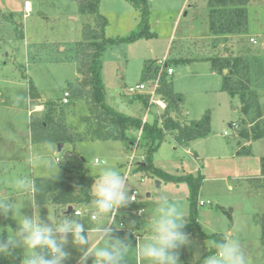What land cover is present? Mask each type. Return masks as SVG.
<instances>
[{
    "label": "rangeland",
    "instance_id": "374dc122",
    "mask_svg": "<svg viewBox=\"0 0 264 264\" xmlns=\"http://www.w3.org/2000/svg\"><path fill=\"white\" fill-rule=\"evenodd\" d=\"M24 1L0 0V96L3 98L10 97L16 101L19 98L18 105H12V107L0 106V129L2 130V138L0 140V192L6 190L7 194L12 196L18 204L23 202L24 207L21 209V213L31 215V204L35 205L31 194L28 192L23 194L14 193L11 184V181L15 178L27 179L26 175L30 170V165L27 163L29 155L26 150L25 155H21L19 157L21 160H19L15 157H9L12 151L2 150V142L7 140L6 130L11 134L18 129H20V132L27 130L31 115H35L34 117L40 115L39 113L46 107L47 102H60L63 91L68 89V84H74L75 81L81 78L76 71V43L82 38L83 27L86 24L95 27L96 23L94 15H82L79 13L78 4L74 0H29L30 7L28 5L25 6ZM254 1L256 2L258 18L264 26V0ZM154 3L162 4V1L155 0ZM169 4V8L172 9L175 1L170 0ZM130 5V3L123 0H101L100 11L103 12L102 14L108 20H111L109 31L111 37L129 35V28H132L134 32L137 31L135 29L136 26H131V19L127 15V9H130ZM175 6L177 8V5ZM164 7L166 6L164 5ZM26 11L29 12L26 13ZM105 12H107V15ZM167 13L168 11L163 9V7L152 13L153 23L154 19H156L155 16L162 18ZM24 14L27 15L24 17ZM168 16H172V12ZM24 27L26 39L23 36ZM154 27V30L162 33L160 26L158 27L156 24ZM166 29L163 32H166ZM160 40L159 37L154 42L157 43ZM146 41V39L141 40L143 45L137 42L131 45H126V43L112 44L113 46L108 47L101 56L104 68L102 77L106 88L105 102L108 105L113 107L114 110L128 115L130 113L143 117L148 113L149 116L146 114L148 121L152 122V118L158 116L155 112V110H158L157 107L153 106L147 111L134 98V94H127L124 85L126 83V87H128L138 82L140 65L139 63L135 64L134 60L140 58L139 54L143 50L144 44L149 43ZM249 41L252 42L253 40L249 39ZM166 48L168 51V46L161 49L159 56L162 57L166 52ZM174 48L175 44H173L167 54L172 55ZM126 51L129 56H132V63L127 62L124 58V55H127ZM215 57H218V54H215ZM262 62V59L250 60V63L247 64L248 80L247 82L246 79L243 80L250 87L251 98L253 100L256 98L255 100L258 101V110L255 106H252L249 115H245L244 119L246 120L244 121L252 119L255 127L260 132L264 129V71ZM259 65L261 73L258 71ZM193 69L184 75L177 65L173 76H169V78L173 79L172 81L169 79L171 83L174 81L173 83L178 91L184 92L186 96L189 107L183 106L182 110L185 112V108H190V114L187 116L184 114V118L187 120L200 118L205 111L210 110L208 108L214 104L216 95L221 93L219 91L205 92L204 90H211L217 84L213 82L211 75L205 72V68L202 69L200 66H195ZM222 72L225 73L226 71L223 70ZM28 79L32 81L35 91H40L41 95L37 92L38 97L31 96ZM259 79H263L262 87H257L256 82ZM117 92L121 93L120 95L118 94V98L113 96ZM221 94L225 96L226 100L224 103L226 105L225 107L214 109L212 116L213 131L208 138L210 142L207 145H202L206 152H213L214 155L218 152L217 154L221 157L212 159L208 156L210 155L209 153H205L206 157L203 160V164L206 165V168L199 170V167H197L195 169L193 168V157L188 155L184 149L175 145L172 142L173 139H170L172 138L170 135H166L168 138L154 153L152 163L155 167L174 175H181L187 172L193 173L194 176L199 172L204 174L205 181L202 188L200 187L201 192L198 196L197 204V221L201 230L207 234L221 232L225 236L230 231L233 236L228 237V239L239 241L241 249L246 256L247 264H264V244L262 243V239H264V176L263 178H249L251 184L248 185L246 174L253 173L256 163L255 158H228L229 155L224 158V154L232 152L237 145L234 141L236 140L235 138L243 136L241 131L246 130L248 132L250 125L243 122L238 110H233L232 107L236 105L235 102H230L226 94ZM41 96L43 98L45 96L46 99ZM235 99L241 106L240 101L237 98ZM40 103L42 106L39 107L42 110L37 112L36 110L39 109L36 104ZM224 103L222 102L223 105ZM132 106L133 109L131 108ZM62 108L64 111V123L69 127L82 128L79 118L87 114L85 100L73 101L71 98ZM179 108H181L180 105H178L177 111L170 113L171 116L179 114L182 111ZM27 111L31 115H27ZM185 119L180 122L184 123ZM231 123L238 125V128L230 126ZM225 131L226 134L224 133ZM8 138H10L9 135ZM242 140L240 139V141ZM49 144L52 143H33L32 145L36 149L43 148L39 156L51 161V167L44 164H41L40 167L37 166L35 173L39 174V176H48L60 172V169L63 171V166L66 165L84 167L89 173L98 177L100 171L108 166L116 167L122 173H126L128 166L130 167L127 174L130 186L129 195L132 190H136L139 194L136 195L135 201H132L126 208L120 209L116 224L123 225V227L117 229L121 234L126 233V231L132 234L130 230L124 228V226H127L133 227V230L138 229V233L142 236L139 243L149 238V226L155 217L153 215L152 218H148L147 215L150 214L149 212H155L156 196L158 194H163L170 200L179 199L184 206L185 225L188 222L190 206L188 185L184 181L178 183L165 182L148 170L136 171L138 163L142 162L144 158L145 151L142 146L138 145V147H135L133 145V147H129L128 142L118 140H96L78 142L75 144L73 151L70 150L69 144L66 143L67 145L61 151L53 152V148ZM245 148L246 146H242L241 150ZM123 149L125 153H122ZM253 149L264 155V139L260 140L258 144L256 143ZM255 154L260 160L261 155ZM13 155H16V153ZM130 155H133L131 163L128 157ZM218 155H215V157ZM95 157L101 160L104 159L105 163L94 164ZM117 160L123 161L121 164L123 167L117 166ZM58 161L60 162L57 164ZM208 168H211L216 173L213 175L209 174ZM223 174L231 176L228 179L229 183L221 181L219 177ZM83 206L85 205L75 206L69 214H73V211L77 209L85 211L77 217L84 218L81 223H84L87 228L95 222L88 216L89 207L82 208ZM38 207L41 218H46L48 214L54 218L58 214L54 204H41ZM142 209H144V212L137 215L136 211H141ZM124 216L131 220L130 223L129 221L128 223L126 222ZM134 220L138 221V227L135 226ZM16 227V222L11 216L0 220V228L15 230ZM112 227L115 232L116 225H112ZM3 235L6 236L7 233L4 232ZM127 240L133 247V251L128 253V264H135L134 248L136 245L133 234L127 237ZM189 241V244L178 250L179 264L183 260L187 264H194L197 257L201 256L205 250V246L213 243L210 239L191 235ZM69 251L70 256L65 261V264H78L79 252L71 248ZM14 255L23 257V249H17ZM10 258H2V260H10Z\"/></svg>",
    "mask_w": 264,
    "mask_h": 264
},
{
    "label": "trees",
    "instance_id": "16d2710c",
    "mask_svg": "<svg viewBox=\"0 0 264 264\" xmlns=\"http://www.w3.org/2000/svg\"><path fill=\"white\" fill-rule=\"evenodd\" d=\"M78 4L80 14H91L95 18V27L86 24L83 27L82 38L76 43V71L81 78L75 83L68 84L70 99L73 101L84 99L87 105V114L80 116V129L69 127L64 123V111L61 102H47L46 107L38 116L29 118V131L32 143H70L94 140L125 141L136 147L144 148V158L138 163L136 171L148 170L165 182L178 183L184 181L188 185L189 215L184 227L186 234L195 237L210 239L213 243L208 250L196 261L195 264H205V260L215 254V242L222 241L225 236L221 232L207 234L203 232L197 221L198 194L203 181V175L191 173L174 175L155 167L152 163L153 155L158 150L166 135H170L178 145H187L190 141L203 138L210 133L209 111L197 120L179 122L171 117L172 111L178 110L181 103V94L174 91L171 81L166 74L159 79L158 94L166 102V109L155 117L152 122H143L140 116H133L118 112L105 102L106 88L101 76V53L107 45L121 42H134L140 38L151 35L147 31L148 5L146 0H125L140 12L137 31L126 37H106L105 26L107 19L99 12V0H74ZM248 0H208L210 16L216 18L211 21L213 34L235 33L247 31V5ZM215 23V24H214ZM250 51V49H248ZM219 55L210 60L211 68L222 75L220 90L227 92L230 97H237L241 103L240 110L243 115H249L252 106L258 107V101L251 98L249 85L243 80H248V66L250 58L245 55ZM254 53H259L256 51ZM252 54V53H250ZM251 60H263L261 54L253 55ZM166 60V64H168ZM175 62H179L176 60ZM156 61L144 62L141 71V80L150 79L156 71ZM262 68L264 71V65ZM223 69L226 72L223 73ZM261 73V67L258 66ZM233 77H235L233 79ZM245 77V78H244ZM257 85L262 84L259 79ZM32 97H38L32 81L28 79ZM134 98L147 109L148 96L134 94ZM258 110V109H257ZM38 112V111H37ZM250 124L248 132L241 131L243 137L257 140L264 137V129L260 132L255 127L254 121H244ZM262 129V128H261ZM249 134V135H248ZM262 171H264V157L261 158ZM97 176L91 175L86 168L79 166H63L60 174L34 177L36 189L32 192L34 204L54 205H85L91 200L92 186ZM264 244V239H262ZM80 255V253H79ZM22 256L14 255L7 260L0 258V264H22ZM88 264H92L91 259Z\"/></svg>",
    "mask_w": 264,
    "mask_h": 264
},
{
    "label": "clouds",
    "instance_id": "9594fccd",
    "mask_svg": "<svg viewBox=\"0 0 264 264\" xmlns=\"http://www.w3.org/2000/svg\"><path fill=\"white\" fill-rule=\"evenodd\" d=\"M60 161L57 162V164ZM32 167L41 164L51 167V161L38 154L27 157ZM14 193L37 191L35 182L26 178L11 181ZM127 173L118 168H103L92 186L89 215L94 224L85 227L74 214L58 213L41 218L38 204L32 205L31 215L22 214L23 202L0 192V220L9 216L16 222V229L0 228V258L13 257L17 249H23L22 264H65L69 249L80 253L78 264H128V253L133 247L127 238L114 236V228L120 209L126 208L136 199L138 192L129 195ZM154 219L150 224V236L134 248L135 264H179L178 250L189 244L184 231L185 211L179 199L170 200L163 194L156 196ZM144 212V209L141 210ZM7 235L4 236L3 233ZM216 252L205 260V264H247L240 243L234 239L215 242Z\"/></svg>",
    "mask_w": 264,
    "mask_h": 264
},
{
    "label": "crops",
    "instance_id": "0c3cea01",
    "mask_svg": "<svg viewBox=\"0 0 264 264\" xmlns=\"http://www.w3.org/2000/svg\"><path fill=\"white\" fill-rule=\"evenodd\" d=\"M123 1H125V0H123ZM161 1H162V4H156V3H154L155 0H146V3L148 5L147 31L149 33H151V35L147 38H141V39H138L134 42H121V44L126 43V45H131V44H134L137 42L141 43V40H143V39H146L147 40L146 42H149V43L144 44V48L141 51V53L139 54L140 58H137V60H134L135 64L139 63V65H140L139 80L138 81L141 80V71H142V67L144 64V60H146V61L147 60L157 61L158 59L167 58V60L170 61V62H168V65L173 68V72L170 74L172 76L175 72V67L177 65L183 71L184 75H186L191 70H194L193 68L195 66H200V68H202V69L205 68V70H206L205 72L207 74L211 75V79H213V82H215V84H217V86H215L213 89H211V90L206 89L204 91L210 92V93L219 91L223 94H226L229 98V101L235 102V104H236L234 107H232L233 110H236V111L238 110L239 113L241 114L240 118H242V119L245 118V115H243L241 113L240 105L238 104L237 100L235 99L237 97H230L227 94V92L220 90L221 83H222V75L211 68V63H210L209 59L215 57V54L225 55L228 52H231L230 54H233V55L241 54V55L248 56V58H250V60L252 58H254L252 56V54L253 55L261 54L264 57V26L261 24V20L258 18V13L256 11V2L254 0H248L247 5H246V8H247V31L246 32L237 31V32L231 33V34L230 33L213 34V32L211 30V21L216 22V18H212L210 16V9L211 8L208 5V0H174L175 4L172 6L173 7L172 9L169 8V6H170L169 1L170 0H161ZM159 2H160V0H159ZM29 3H30L29 0L24 1L25 6H26V4L28 6H30ZM100 3H101V0H99V12L102 14L103 12L100 11ZM164 5L167 7V9H166V7H164ZM175 5H177V8ZM162 7H163V9L168 11V13L166 14V16H163L162 18L155 16L156 19H154V23H153L152 16H151L152 13L157 12ZM25 10H26V8H25ZM27 12H29V11H26V13ZM170 12H172V16H168V14ZM105 14L107 15V12H105ZM26 15L27 14H24V17ZM127 15L131 19V23H130L131 26H133V27L136 26L135 29H137V23L139 22V19H140L139 10L135 9L132 5H130V9H127ZM106 19H107V17H106ZM156 24L158 27L160 26L162 28V33H159L156 30H154V28H155L154 25H156ZM110 26H111V20L107 19V24L105 26V36L106 37H111V34L109 32ZM165 28H167L166 32H163ZM129 29H130L129 30L130 32L128 33L129 35L134 33V30L132 28H129ZM23 36H24V39H26L25 27H24V35ZM126 36H128V35L126 34ZM126 36H119V37H126ZM159 37L161 40L158 41L157 43L154 42V40L158 39ZM249 39H252L253 41L250 42ZM159 43H161V44H159ZM166 43L168 46V51L166 48V52L161 57V56H159L160 50L167 47ZM116 44H120V43H116ZM173 44H175V48L173 49L172 55L171 54L168 55L167 53L169 52V49L172 48ZM111 46H113V45H109V46L107 45L104 48L103 52L101 53V56L104 53V51H106L108 49V47H111ZM119 46H121V45H119ZM248 49H250V51H248ZM256 51H259V53H254ZM156 53H158V54H156ZM250 53H252V54H250ZM126 54L127 55H124V58L126 59L127 62L129 61L130 63H132V56H129L127 51H126ZM176 60H179V62H175ZM223 70L225 71V69H223ZM103 72H104V68H103V63L101 61V76H102ZM195 73H197V72H195ZM170 75H167L168 79H171V77L169 78ZM172 80L173 79H171V81ZM102 81L104 84L103 77H102ZM261 81L263 83V79H261ZM124 85H125V88H127L126 87L127 84L125 83ZM258 86L262 87V84H258L257 87ZM263 87H264V84H263ZM173 89H174V91L179 92L181 94V100L182 101L179 104L181 107L179 109L182 110V108H184L186 106L189 107V105L187 104V100H186V96H185L184 92L178 91V89L175 87L174 83H173ZM0 90H1V88H0ZM37 92L41 95L40 91H37ZM0 93H1V91H0ZM221 93L216 95L217 97H215L214 104L210 105L208 108V109H210V110H208L209 116H210V133L207 136H205L203 138L195 139L193 141H190L187 145H178L172 140V138H170L175 145L181 147L182 149H184V151L188 155L193 157V161H194L193 168H195V169L197 167H199V170L206 168V165L203 164V160L206 157L205 153H209L210 155H208V156H210L212 159H219L221 157L217 154L218 152L215 154V155H218L216 157L213 154V152H211V153L206 152V150H204V147L202 146V145H207L210 142V140H208V138L213 131V129H212L213 128V117L212 116H213L214 109L217 107L222 108L223 106L225 107V105H226L224 103L226 100L225 96L222 95ZM118 94L120 95L121 93L120 92H117L116 94L114 93L113 96H116L118 98V96H119ZM43 99H46V97L44 96ZM212 101H213V99H212ZM222 102L224 103V105L222 104ZM6 104H9V105H6ZM18 104H19V98L16 101L10 97H4L3 98L0 96V106H2V107H5V106L12 107V105H18ZM238 105H239V107H237ZM36 106H42V104L41 103L36 104ZM131 108L133 109V106ZM41 110L42 109L40 108L39 110H36V111H41ZM181 113H182V116L180 115V116L175 117L173 119H175L177 121L179 120V122L182 119H185L184 114H186V116L188 114H190V108H185V112H184V110H182ZM26 114L28 115L29 111H27ZM146 114H148V113H146ZM129 115L138 116L136 114H130V113H129ZM145 115L143 117L140 116L142 120L144 119ZM148 116H149V114H148ZM148 116H146V121L151 122V121H148ZM155 117L156 116H154L152 118V121ZM190 120H192V119H189V120L185 119L184 122H189ZM237 128H238V125H237ZM1 131L2 130L0 129V140L2 138L1 137V134H2ZM6 131H7L6 133H7V140L8 141L6 140V142H2L1 148H2V150L12 151V154H10L9 157H15V158L19 159V157L21 155L22 156L25 155L26 150H27L28 155H32V154H38L39 155L40 152L43 151V148L36 149V147L34 148L32 146L33 143L31 142L30 131H29L28 127H27V130H23L21 132H20V129H18L13 134L9 133L8 130H6ZM8 135L10 138H8ZM242 137L243 136H241V138H239V137L235 138L236 140H234V141L237 143V145L235 146V148L232 152H230L228 154L225 153L224 158L226 157V155H229L228 158H236V157H238V158L239 157L255 158L256 163H255V168L253 169V173L246 174V180L248 181V185H250L251 183L249 182V178H252V177L263 178V176H264L263 175L264 171H262V168H261L262 167L261 166V164H262L261 158L264 157V155L260 152H257V150L255 151L253 149L254 145H256V143L258 144L260 140L264 139V137L259 138L257 140H253V139L248 138V137H245V138H242ZM166 138H168V137L165 136V139ZM165 139H164V141H165ZM240 139H243V140L240 141ZM94 141H96V140H94ZM103 141H107V140H103ZM76 143H78V142H76ZM76 143H74V144L68 143L70 150H72V151L74 150ZM49 145L53 148V152L54 151L59 152L67 144L63 143V145L61 146L60 149L58 148V143L57 144L52 143ZM130 146L131 145L129 144V147ZM242 146L243 147L246 146V148L241 150ZM15 153H16V155H13ZM122 153H125L124 149L122 150ZM255 153L261 155L260 160H259L258 156H256ZM68 155H71V154H68ZM0 159H1V157H0ZM95 159L103 161V163L99 162L101 164L105 163L104 159L101 160L98 157H95L94 160ZM19 160H21V159H19ZM122 162L123 161L117 160L116 161L117 166L123 167V165H121ZM93 163H94V161H93ZM99 163H94V164H99ZM39 167H40V165H39ZM36 168L37 167L30 166V170H29L28 174L26 175L27 179L32 180L34 177L39 176V174L35 173ZM207 170H208V172H210L209 174L213 175L214 173H216L211 168L210 169L208 168ZM60 173H62L61 169H60V172H57L54 174H60ZM199 173H201V172H199ZM90 174L95 175L92 173H90ZM191 174H193V173H191ZM202 175L204 177V174H202ZM40 176H42V175H40ZM43 176H45V175H43ZM48 176H50V175H48ZM219 178L221 179V181L223 180V181H227L229 183L228 179H230L231 176L227 175V174H223ZM96 179H98V176ZM204 181H205V177L203 178L202 185H203ZM202 185H201V188H202ZM229 187H231V186L229 185ZM201 188L199 190L198 196L200 195ZM256 188H259V187H256ZM28 193L31 194V196H32V192H28ZM54 206L56 207V210H57L56 213H64L65 215H71L69 213L72 210L68 211V205L65 207L62 205H54ZM71 206H72V209H74V207L77 205L71 204ZM87 206H89V204H85V206H83L82 208L87 207ZM221 208H223V207H221ZM62 209H64V211H62ZM198 215H199V212H198ZM126 216H124L126 222L128 223V221H129V223H130L131 220ZM147 217L150 218V214H148ZM134 222L133 223L135 224V226H137L138 221L134 220ZM124 228L126 230H130L132 232V234L135 238V245L137 243H139V240L141 239L142 236L138 233V229L133 230V227H127V226H124ZM117 229H118V227L115 229V232L113 234H114V236H116L118 238H125V237L127 238L129 236H132V234L128 233L129 231H126V233H123L124 234L123 235ZM122 230H124V229H122ZM122 230H120V231H122ZM125 235H127V236H125ZM187 235H188V237H190L191 234H187ZM136 236H138V238H136ZM191 236H193V235H191ZM224 236H225V234H224ZM230 236H233V235L230 234V231H229V233H226L225 238L228 239V237H230ZM210 245L211 244H209L208 246L207 245L205 246V250L203 251L201 256L208 250ZM201 256L199 255V257H197L194 264L196 263V261ZM77 261H78V259H77ZM180 264H187V262L185 260H183V261H181Z\"/></svg>",
    "mask_w": 264,
    "mask_h": 264
},
{
    "label": "built area",
    "instance_id": "2783aa9c",
    "mask_svg": "<svg viewBox=\"0 0 264 264\" xmlns=\"http://www.w3.org/2000/svg\"><path fill=\"white\" fill-rule=\"evenodd\" d=\"M166 60H167V58H162V59H158L156 61V63H155L156 71L154 72L153 76L150 79H147V80H144V81H138V82L134 83L133 85H129L126 88L127 94H131V95H133V94L147 95L148 96V103H149V105L147 107V111H149V109L151 107H153V106L157 107L158 110H155V112L157 113L158 117L166 109V102L158 94L159 79H160V76L162 74H166V76H167V75H170L173 72V68L171 66H169L168 64H166ZM69 100H70V93L66 89L62 93L61 102L63 104H66V103L69 102ZM29 114H30V112H29ZM180 115L182 116L181 112L179 114H176V116H172V118L178 117ZM142 121L143 122L146 121V115H145V117H144V119ZM230 126L237 127V125L235 123H231ZM225 134H226V131H225ZM128 157H129V160H130V163H131V159H132L133 155H130ZM99 162L103 163V161H100L98 159L94 160V163H99ZM129 170H130V167L128 166V169H127V172H126L127 174H128ZM136 192H137L136 190H132L130 196L133 195ZM84 212L85 211H81L80 209H77V210L73 211V214L79 216V215H82ZM87 213H89V211H87ZM136 213H137V215H139L141 213V211H136ZM117 219H118V216H117L116 220ZM136 238H138V236H136Z\"/></svg>",
    "mask_w": 264,
    "mask_h": 264
},
{
    "label": "water",
    "instance_id": "95a60500",
    "mask_svg": "<svg viewBox=\"0 0 264 264\" xmlns=\"http://www.w3.org/2000/svg\"><path fill=\"white\" fill-rule=\"evenodd\" d=\"M225 71H226V69H225ZM62 145H63V143H58V148L60 149ZM71 210H72V206L68 205V211H71Z\"/></svg>",
    "mask_w": 264,
    "mask_h": 264
},
{
    "label": "bare ground",
    "instance_id": "6f19581e",
    "mask_svg": "<svg viewBox=\"0 0 264 264\" xmlns=\"http://www.w3.org/2000/svg\"><path fill=\"white\" fill-rule=\"evenodd\" d=\"M26 5H27V4H26ZM28 7H30V6H28ZM28 10H30V8H28ZM37 108L40 109L41 107L37 106Z\"/></svg>",
    "mask_w": 264,
    "mask_h": 264
}]
</instances>
